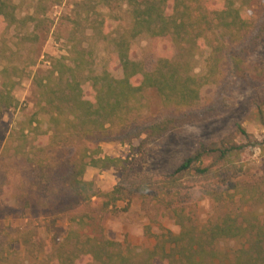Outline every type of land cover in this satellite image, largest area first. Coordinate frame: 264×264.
Returning <instances> with one entry per match:
<instances>
[{
	"label": "trees",
	"instance_id": "16d2710c",
	"mask_svg": "<svg viewBox=\"0 0 264 264\" xmlns=\"http://www.w3.org/2000/svg\"><path fill=\"white\" fill-rule=\"evenodd\" d=\"M42 1L45 0L39 4ZM259 1L82 0L79 3L88 13L97 12L101 5L111 9L127 6L131 25L111 39L114 62L123 73L116 76L105 69L95 74L89 69L85 76L90 62L82 51H77L73 63L66 62V58L58 59L46 81L40 83L43 96L37 104L39 109L27 120L22 134L26 129L38 128L39 115L43 113L49 116L47 131L52 146L62 144L70 136L91 143L74 159L66 180V188L78 204H91L95 198H102L101 211L111 212L119 211L118 202L125 201L122 211H128L133 198L139 197L146 208L155 202L160 204L161 214L157 212V215L162 218L163 214L171 213L180 230H165L157 235L154 247L135 256L130 247L106 235L101 212L82 211L70 215L72 226L66 236L53 239L57 264H80L85 259L97 264H264V157L258 167H252L242 160L244 145H231L223 139L201 143L171 172L157 177L148 172L132 175V168L126 165L125 159L102 155L96 142L115 128L130 126L138 113L136 106L141 95L149 89L158 93L165 106L195 105L203 86L220 81L225 50H229L227 42L244 40L252 24L244 10H250ZM30 19L34 16H18L14 0H0V24L4 31L14 25H25ZM103 24V20L91 23L99 30ZM210 33L219 36L217 43ZM142 34L169 38L177 48L176 56L160 57L154 67L147 70L141 61L133 60L130 55L132 41ZM263 41L264 24L246 44L232 53L228 51L235 77L264 80V66L249 63V57ZM198 50L206 65L202 74L193 72L189 60ZM86 80L90 82L89 94L84 89ZM15 84L14 81L10 86L0 87V118L4 110L20 105L13 93ZM178 120L165 118L153 123L151 134L166 133ZM34 124L37 125L34 127ZM241 131L247 134L244 129ZM24 137L27 136L24 134ZM209 158L214 164H206ZM89 166L115 168L118 183L110 192L101 193L94 181L84 178ZM187 182L194 183L187 186ZM190 188L224 206V213L216 219L199 221L195 211L185 205ZM222 240H238L242 245L226 251L218 247Z\"/></svg>",
	"mask_w": 264,
	"mask_h": 264
},
{
	"label": "rangeland",
	"instance_id": "374dc122",
	"mask_svg": "<svg viewBox=\"0 0 264 264\" xmlns=\"http://www.w3.org/2000/svg\"><path fill=\"white\" fill-rule=\"evenodd\" d=\"M40 1L14 0L20 18L33 15L34 19L6 31L0 24V87L15 81L13 93L20 101L17 108L4 110L0 118V264H57L53 239L67 235L72 226L70 215L90 210L103 214L110 239L130 247V252L138 256L154 247L157 235L165 230H180L171 213L161 218L160 204L155 202L146 208L139 197L133 198L128 211H122L125 201L118 202L119 211L111 212L101 211L102 198H95L91 204H78L67 190L66 180L74 159L91 143L70 136L62 144L52 146L47 131L49 116L43 113L39 115L38 128L26 129L23 133L27 137L22 134L27 120L39 109L37 104L43 96L40 83L46 81L58 59L73 63L77 51H82L90 62L85 76L89 69L95 74L109 69L116 76L122 75V68L114 62L111 39L130 27V12L125 4L112 9L101 5L97 12L88 13L86 7L79 6L82 0H62L58 4L50 0L39 4ZM244 14L250 15L252 24L242 42H227L231 53L258 34L264 24V0L244 10ZM95 20H103V28L91 25ZM210 34L217 43L219 36ZM229 50H225L220 81L203 86L200 99L193 106H165L155 90L145 91L130 126L115 128L96 141L102 155L125 159L132 175L148 172L157 177L173 171L201 143L224 139L231 145H244L242 160L258 167L264 157V80L235 77ZM176 54L177 48L167 37L142 34L131 44V58L141 61L147 70L154 67L158 58H173ZM189 60L193 72L204 73L206 65L201 51H195ZM249 63L264 66V41L249 57ZM89 87L86 80L87 94ZM165 118L179 120L166 133L151 134L150 126ZM213 162L212 158L206 160V164ZM84 178L94 181L101 193L110 192L119 181L115 168L92 166L87 168ZM187 183L188 186L194 182ZM187 195L185 205L195 211L199 221L216 219L226 209L204 198L197 189L190 188ZM241 245L238 240L218 243L226 251ZM80 264L97 263L85 259Z\"/></svg>",
	"mask_w": 264,
	"mask_h": 264
}]
</instances>
